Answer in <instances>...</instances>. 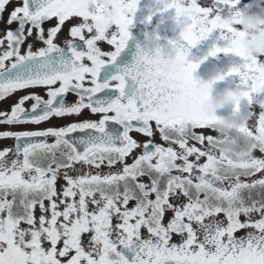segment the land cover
<instances>
[{
  "label": "snow or ice",
  "instance_id": "obj_1",
  "mask_svg": "<svg viewBox=\"0 0 264 264\" xmlns=\"http://www.w3.org/2000/svg\"><path fill=\"white\" fill-rule=\"evenodd\" d=\"M9 3L0 0V23L9 26L0 38V103L26 94L0 108V140H14L0 148V264H264V57L245 55L238 20L220 15L241 0H158L155 11L174 9L179 34L168 43L186 61L171 90L146 83L135 55L119 63L139 0H20L5 21ZM214 31L227 45L213 44L208 56L243 58L218 77L239 79L234 110L253 141L243 158L216 151L217 135L196 131L215 130L189 92L199 66L189 49ZM36 88L47 98L28 91ZM84 110L99 119L12 130ZM109 122L123 131H108Z\"/></svg>",
  "mask_w": 264,
  "mask_h": 264
},
{
  "label": "clouds",
  "instance_id": "obj_2",
  "mask_svg": "<svg viewBox=\"0 0 264 264\" xmlns=\"http://www.w3.org/2000/svg\"><path fill=\"white\" fill-rule=\"evenodd\" d=\"M220 15L227 21L238 20L239 23L234 26L244 33L239 47L245 55L257 59L264 57V3L260 7L248 9H233L226 6ZM103 26L111 32L114 27L113 18H106ZM134 55L136 67L141 71V78L146 83H162L171 90L177 85L176 78L184 75L185 59L180 56L174 45L161 44L160 37L155 32H145ZM221 75L220 72H216L208 79L194 78L189 92L200 101L197 106L198 112L212 120L211 127L220 141L216 145V151L243 158L252 151L253 141L239 131L243 125L240 114L234 110L241 99L239 89H225L215 95L212 94L215 83L221 81L218 79ZM229 108L231 111L226 117L218 115L220 110Z\"/></svg>",
  "mask_w": 264,
  "mask_h": 264
},
{
  "label": "flooded vegetation",
  "instance_id": "obj_3",
  "mask_svg": "<svg viewBox=\"0 0 264 264\" xmlns=\"http://www.w3.org/2000/svg\"><path fill=\"white\" fill-rule=\"evenodd\" d=\"M19 2H20V0H10V3L6 6V11L3 13V19L5 21L7 20L10 12L17 6V4ZM198 2H202V0H198ZM159 7H161V5L158 3V0H139L137 11L133 15V24L130 26V29H129V31L131 33V40L129 42L135 41V46L132 48L133 50L136 51V48H137L136 43L139 42L140 39H143L145 32L157 33L160 37V42H162V43L164 41H168L170 39H175L178 36L179 27L177 26L176 21L174 19V16H175L174 9H169L165 12L155 11ZM149 15H151V17H152L151 20L148 19ZM56 23H57L56 19L53 18L51 21L45 22L42 26L45 29H47V28L55 25ZM8 27L9 26L6 25L5 23H0V38H2L4 36L5 30ZM10 27H11V29H16L18 27V25L16 23H13ZM68 27H69V23L66 22V24L63 26V32L60 34L59 39L57 41L58 43H62V41L64 40V38L67 34V31H68ZM210 43H211V37H208L206 40L200 42L199 44H197L194 47L197 48L198 50L204 52V53H208L209 49H210V47H209ZM99 46L102 48V50H111L110 46L107 45L106 42H100ZM0 51H2V49H0ZM215 57L217 59H219V61H221L223 66L226 68V65L223 62L222 56L216 55ZM124 64H126V63H124ZM231 88H232V85H231L230 89ZM28 91L38 92L40 95L47 98L43 88L30 89ZM24 94H26L24 91H20V92L15 93L10 99H7L6 101L0 103V108H4V109L10 108V106L16 101V99L19 96H22ZM100 95L102 97L106 96V97L111 98L113 93L109 90H105V92H102ZM76 99H77V97L74 94H68L67 95V101H69V102L75 101ZM26 106H30V105H26ZM84 119L97 120V119H99V116H97V115L90 116L89 111L84 110L83 114L79 115V116L72 115V116H68V117H64V118H52L50 121L42 123L38 126L24 125L22 127L13 128L12 130L19 131V130H23L25 128L26 129H34V128L44 129V128H48L51 126L67 125V124L74 122V121H83ZM108 125L110 127L111 132L113 129H119L120 132L123 131L122 127L116 122H109ZM0 127L4 128V126H0ZM107 130H108V127H107ZM130 135H132L133 138H135L139 142H143L147 139L142 134H138L134 131L132 133H130ZM158 141H161V139H160L159 135L157 134L155 137V142L158 143ZM49 142H51V139ZM190 143H196V142L191 141ZM11 144L12 145L14 144V140H12V139L0 140V148H3L4 146H11ZM197 146H199V145H197ZM139 151H140L139 149L135 150L133 155H135ZM128 162L131 163L132 161L129 160ZM59 183L62 184L64 182L61 180Z\"/></svg>",
  "mask_w": 264,
  "mask_h": 264
},
{
  "label": "rangeland",
  "instance_id": "obj_4",
  "mask_svg": "<svg viewBox=\"0 0 264 264\" xmlns=\"http://www.w3.org/2000/svg\"><path fill=\"white\" fill-rule=\"evenodd\" d=\"M251 2H252V0H241V3L239 5V7L241 9H246L245 6L248 5ZM219 35H220L219 31H214L213 33H211L209 35V37H211V43L209 45L210 48H211V46L213 44H215L218 47H224V46L227 45V41L218 39ZM217 56H222L223 62L225 63L227 70H229L230 68L237 67L238 65H240V64L243 63V58L238 57V56H236L233 53H227V54H225V53H218ZM232 80H233V84H232V88L231 89L238 88L239 87V79H238V77H236V76L233 75L232 76ZM247 110H248V106L241 105V114L242 115L245 114L247 112ZM230 111H231L230 108L229 109H223L219 113V116L226 117L230 113ZM258 113H259V110L256 109V116L257 117H258ZM0 130H5V129L3 127H0ZM196 131L198 133H200V132L203 131V132H205L207 134H212L214 136L217 135V133L215 131H211V132H209L208 130H196ZM158 143H163V142L162 141H158ZM164 146H168V145L167 144H164ZM174 147H177V149H178V146H174ZM255 155L260 156V155H258L257 152L255 153ZM102 171H107V169L106 168H102ZM258 178H259V174H258ZM130 207H131V205H130ZM38 214L39 213L37 212V215ZM167 215L168 216H171V213H168ZM241 219L243 220L244 218L241 217ZM165 220H167V216H166ZM114 223H115V221H114ZM236 235L237 236H242V235H244V231L241 230ZM174 239H176V237H174Z\"/></svg>",
  "mask_w": 264,
  "mask_h": 264
},
{
  "label": "water",
  "instance_id": "obj_5",
  "mask_svg": "<svg viewBox=\"0 0 264 264\" xmlns=\"http://www.w3.org/2000/svg\"><path fill=\"white\" fill-rule=\"evenodd\" d=\"M163 45H167L165 42ZM207 56V59H203ZM133 57V56H132ZM131 57V60H132ZM124 58V53L121 56V60ZM188 59L192 62H199L197 70L193 73L194 78L198 79H208L210 76L214 75L216 72L221 74L226 73L220 63L213 57L208 56L193 49H189ZM229 76H226L224 80L217 81L213 87V95L218 92H222L229 86Z\"/></svg>",
  "mask_w": 264,
  "mask_h": 264
},
{
  "label": "trees",
  "instance_id": "obj_6",
  "mask_svg": "<svg viewBox=\"0 0 264 264\" xmlns=\"http://www.w3.org/2000/svg\"><path fill=\"white\" fill-rule=\"evenodd\" d=\"M262 155V154H261Z\"/></svg>",
  "mask_w": 264,
  "mask_h": 264
}]
</instances>
